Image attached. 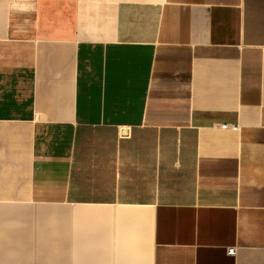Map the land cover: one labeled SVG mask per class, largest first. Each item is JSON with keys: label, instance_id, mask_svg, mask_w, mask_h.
Listing matches in <instances>:
<instances>
[{"label": "crops", "instance_id": "crops-1", "mask_svg": "<svg viewBox=\"0 0 264 264\" xmlns=\"http://www.w3.org/2000/svg\"><path fill=\"white\" fill-rule=\"evenodd\" d=\"M0 264H264V0H0Z\"/></svg>", "mask_w": 264, "mask_h": 264}, {"label": "built area", "instance_id": "built-area-1", "mask_svg": "<svg viewBox=\"0 0 264 264\" xmlns=\"http://www.w3.org/2000/svg\"><path fill=\"white\" fill-rule=\"evenodd\" d=\"M227 252H228L229 254H234V249H233L232 247H229V248L227 249Z\"/></svg>", "mask_w": 264, "mask_h": 264}]
</instances>
